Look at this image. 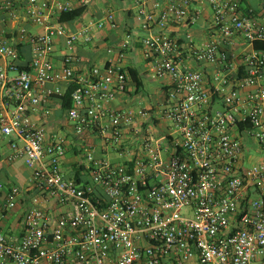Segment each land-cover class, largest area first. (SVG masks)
Returning <instances> with one entry per match:
<instances>
[{
    "label": "built area",
    "instance_id": "built-area-1",
    "mask_svg": "<svg viewBox=\"0 0 264 264\" xmlns=\"http://www.w3.org/2000/svg\"><path fill=\"white\" fill-rule=\"evenodd\" d=\"M90 1L0 4L42 28L0 42V137L8 160L30 170L24 188L0 182V264H264V51L252 46L264 43V24L242 0H134L149 76L168 82L156 121L110 106L130 82L119 63L84 74L71 54L56 64L58 37L71 49L115 28L111 13L75 31L54 17ZM205 6L202 45L171 34ZM236 38L250 46L239 65ZM24 48L29 57H18ZM70 85L69 135L35 124L31 115L48 116L43 104ZM67 156L75 170L66 175Z\"/></svg>",
    "mask_w": 264,
    "mask_h": 264
},
{
    "label": "crops",
    "instance_id": "crops-1",
    "mask_svg": "<svg viewBox=\"0 0 264 264\" xmlns=\"http://www.w3.org/2000/svg\"><path fill=\"white\" fill-rule=\"evenodd\" d=\"M158 1L162 2L163 0ZM2 2L3 0H0V4ZM77 8L78 7L75 6L73 9ZM241 9L244 13L250 10L252 15L264 24V21H261V19L264 18V6L254 5L251 0H242ZM136 11L137 8L134 4V0H91L80 18L70 23L61 24L69 31H75L78 27L91 22H97L107 13H111L115 21V28L105 27L98 30L94 33L91 42L84 43L80 40L71 49L65 47L63 37H58L56 40L58 44L56 46L55 59L56 61L59 60L61 54H64L61 51H68L69 53L67 54H71L77 60V74H84L90 66H101L107 60L119 63L125 69L128 67L134 68L140 77L142 83L141 88L135 92L133 84L128 82L127 91L123 95H118L110 106L113 108H143L153 120L155 119L157 121L165 105V94L168 90V82L163 79L152 80L149 76V68L146 60L143 58L141 48V40L147 36L148 32L140 28ZM58 14L59 13H56L54 16L56 20ZM210 17L211 11L205 6L201 10L200 16L193 24L188 27L173 25L170 27L169 31L171 34L175 35L189 33L194 45L200 46L207 39ZM19 29H24L30 33L42 32L40 26L31 24L29 20L25 18L23 10L20 7L16 8L14 18H12L9 13H4L0 10V42L5 40L9 41L14 37V32ZM123 42H125L127 46L125 49L119 50ZM107 49H110L111 52L107 53ZM249 49L250 46H246L241 39H233L230 50L237 57L236 60L233 61V64L239 65V56H241L244 50L246 51ZM22 52L23 53L17 50L18 57H29L27 48H24ZM119 53H122V55L119 56ZM139 63L142 67L141 70L138 68ZM15 64L22 66L23 62L16 59ZM56 64L59 66L58 61ZM14 74L15 72L13 70L8 71V75L12 76ZM142 75L148 76L153 82L156 81L154 84H156L160 94L156 96L153 104H142L144 100H140L137 96L143 88ZM125 98H129L131 102L124 104ZM43 105L45 109L50 110V114L44 117L42 112L39 111L31 115L32 121L37 125H43L47 132L69 135L71 126L68 121H66L65 114L60 107V102L52 98L48 99ZM1 109L2 107L0 105V111ZM160 125L163 126V122H161ZM9 143V139L0 137V182L6 186L12 184L24 188L28 184L30 170L24 165L23 159L20 157L8 160V156L11 154ZM97 153L99 154V152ZM70 159L71 158L67 156L64 166L66 175L69 174L71 170H75V168L72 167Z\"/></svg>",
    "mask_w": 264,
    "mask_h": 264
},
{
    "label": "trees",
    "instance_id": "trees-1",
    "mask_svg": "<svg viewBox=\"0 0 264 264\" xmlns=\"http://www.w3.org/2000/svg\"><path fill=\"white\" fill-rule=\"evenodd\" d=\"M85 10H86V6L78 7L77 9H73L71 11H62L58 14L57 21L59 23H70L80 18L81 15L85 12ZM252 46L255 50L264 51L263 42H260V41L253 42ZM23 68L24 67H19V69H23ZM126 70H127L130 82L133 84L135 92H137L142 86L140 77L138 76V73L134 68L128 67ZM73 88H74L73 85L68 86L66 90L64 91V94L61 97L56 98L60 102V107H61L62 112H66L71 106L70 93ZM73 175L75 178L78 177V173L76 171L74 172Z\"/></svg>",
    "mask_w": 264,
    "mask_h": 264
},
{
    "label": "rangeland",
    "instance_id": "rangeland-1",
    "mask_svg": "<svg viewBox=\"0 0 264 264\" xmlns=\"http://www.w3.org/2000/svg\"><path fill=\"white\" fill-rule=\"evenodd\" d=\"M252 4L254 5H259V6H264V0H251ZM64 54L69 53L66 50L61 51ZM138 68L141 70V64H138ZM142 81H143V88L140 90V92L137 94V96L140 98V100H144L142 102V104L145 105H149V104H153L156 96L158 94H160L159 90H157V86L156 84H154L156 81H152L149 79L148 76L142 75L141 77ZM125 102L124 104H128L130 103V99L129 98H125ZM134 99V98H133Z\"/></svg>",
    "mask_w": 264,
    "mask_h": 264
}]
</instances>
